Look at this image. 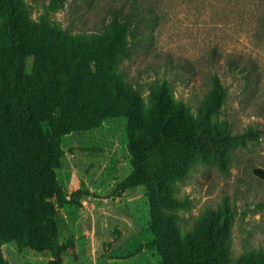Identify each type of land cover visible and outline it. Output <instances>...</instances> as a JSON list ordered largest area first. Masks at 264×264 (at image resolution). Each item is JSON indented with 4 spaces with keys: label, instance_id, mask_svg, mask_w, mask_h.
Returning a JSON list of instances; mask_svg holds the SVG:
<instances>
[{
    "label": "rangeland",
    "instance_id": "374dc122",
    "mask_svg": "<svg viewBox=\"0 0 264 264\" xmlns=\"http://www.w3.org/2000/svg\"><path fill=\"white\" fill-rule=\"evenodd\" d=\"M157 1L163 13L153 43L142 42L130 59L120 58L115 64V72L141 91L133 114L115 109L95 124L59 128L55 175L65 201L48 198L53 226L40 228L37 240L61 247L57 264L161 263L156 249L150 247L149 196L154 190L149 182L125 189L121 184L132 172L129 127L149 130L154 125L147 83L167 79L174 103L184 105L185 120L200 134L194 148L181 150L188 158L181 166L182 176L176 178L168 171L184 207L167 203L160 212L174 210L189 228L204 212L218 210L226 222L233 260L264 264V181L252 173L254 168L264 169V0ZM22 3L26 17L35 25L45 18L62 27L75 19L79 29L99 24L97 11L86 12V8L66 4L48 13L38 0ZM3 26L0 8V30ZM35 59L30 55L25 60L28 77ZM230 61L246 69L249 83L244 72L228 71ZM95 65L90 62L86 67L93 73ZM215 75L226 95L219 110L207 114L205 107L199 108L206 102ZM43 132L49 136L44 127ZM11 133L17 147L12 149L17 173L30 210L38 216L33 192L42 180L36 171L41 156L31 149L24 129L14 125ZM142 249L153 256L140 254ZM1 254L7 264L54 260L51 251L16 240L3 243Z\"/></svg>",
    "mask_w": 264,
    "mask_h": 264
},
{
    "label": "trees",
    "instance_id": "16d2710c",
    "mask_svg": "<svg viewBox=\"0 0 264 264\" xmlns=\"http://www.w3.org/2000/svg\"><path fill=\"white\" fill-rule=\"evenodd\" d=\"M38 1L46 5L48 13L66 4L74 9L86 8V12L97 11L99 24L79 29L75 19L70 18L68 25L62 27L45 18L35 25L26 17L22 0H0L4 14L0 30V264H7L1 245L9 240L36 250H49L54 257L50 264L59 263L61 247L40 242L36 237L40 228L53 226V206L48 198L55 196L65 201L55 175L59 128L95 124L115 109L133 114L141 91L115 72V64L120 58L130 59L142 42L153 43L154 29L163 13L157 0ZM214 52L210 57L212 64ZM30 55L36 59L28 77L24 70ZM90 62L96 64L93 73L86 67ZM228 71L244 72L249 83V73L237 61L228 63ZM147 84L154 125L149 130L129 127L132 172L121 186L125 189L149 182L154 190L149 196L150 247L156 249L161 264H238L231 256L226 222L220 211L204 212L193 219L189 228L181 224L174 210L160 212L161 205L167 203L184 207L168 174L182 176L188 158L181 150L194 148L200 133L185 120L184 105L174 103L170 81ZM225 95L219 77L213 76L206 102L199 110L205 107V113L215 114ZM14 125L27 132L31 149L41 156L36 171L42 180L33 192L38 216L30 210L23 191L25 185L14 162ZM252 173L264 181V169L254 168Z\"/></svg>",
    "mask_w": 264,
    "mask_h": 264
},
{
    "label": "crops",
    "instance_id": "0c3cea01",
    "mask_svg": "<svg viewBox=\"0 0 264 264\" xmlns=\"http://www.w3.org/2000/svg\"><path fill=\"white\" fill-rule=\"evenodd\" d=\"M140 254H143L145 256H153V253H150L149 251H145V249H142ZM140 254L138 256H140Z\"/></svg>",
    "mask_w": 264,
    "mask_h": 264
}]
</instances>
